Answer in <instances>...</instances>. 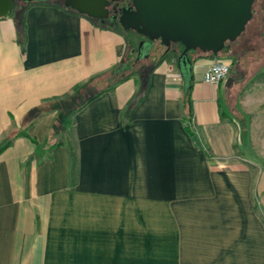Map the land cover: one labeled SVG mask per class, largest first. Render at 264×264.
Wrapping results in <instances>:
<instances>
[{
	"label": "crops",
	"instance_id": "0c3cea01",
	"mask_svg": "<svg viewBox=\"0 0 264 264\" xmlns=\"http://www.w3.org/2000/svg\"><path fill=\"white\" fill-rule=\"evenodd\" d=\"M21 9L0 19V140L127 55L99 18ZM192 57L191 120L171 54L67 120L52 150L57 113L0 155V264H264V82L208 85L219 59Z\"/></svg>",
	"mask_w": 264,
	"mask_h": 264
},
{
	"label": "water",
	"instance_id": "95a60500",
	"mask_svg": "<svg viewBox=\"0 0 264 264\" xmlns=\"http://www.w3.org/2000/svg\"><path fill=\"white\" fill-rule=\"evenodd\" d=\"M42 1L50 0H26ZM130 1L133 7L127 9L120 19L123 29L152 42L160 40L168 52L174 45H180L183 51L178 65L185 80L193 65L188 53L218 54L228 42L237 40L252 19L255 0ZM66 6L80 14L101 19L107 14L108 0H66ZM13 8L14 0H0V19L9 17Z\"/></svg>",
	"mask_w": 264,
	"mask_h": 264
},
{
	"label": "trees",
	"instance_id": "16d2710c",
	"mask_svg": "<svg viewBox=\"0 0 264 264\" xmlns=\"http://www.w3.org/2000/svg\"><path fill=\"white\" fill-rule=\"evenodd\" d=\"M30 3L32 2H27L25 3V6H23L20 5L21 3L16 4L14 1V8L10 16H16V9L18 5L21 9L22 7H27L30 5ZM135 34L139 38L143 39L141 42H144V45L141 46V44H139L137 49H133L129 54L127 53L125 59H123V61L118 66L109 72L108 75H110V77L107 80L110 82L109 86L99 89L97 86L101 81L96 83V81L93 79L82 85L76 86L73 89V92L64 98L44 100L40 105L29 112L20 127L14 126L10 132L0 140V155L9 149L14 144L15 140L20 137H27V129L39 118L47 114L57 113V122L55 123V126L53 127V130L47 139V146L52 150L55 145V140L58 136L57 133L63 129L65 122L77 114L91 101L98 98L103 93L113 90L119 84L132 77L138 76L144 81L147 78L149 71L153 70L156 65L163 62L171 54H177V60L179 61V57L182 55L183 51V48H181L180 45L179 48L171 49V51L168 52L167 48L161 44L160 40L152 42L144 36H141L137 33ZM146 43H149L148 49L146 47ZM257 46H259L260 49H263L261 54H264V0L254 1L252 7V19L248 23L245 31L234 42H228L221 52L218 54H212L191 51L188 53V56L192 64L195 61V59L192 57L195 53L199 54L200 57L207 56L217 58L219 60L225 59L226 61L230 62L231 71L229 75H232L234 77L233 79H236L238 82L245 81L246 83L251 78L247 77L245 70H243L241 67V62L243 58L246 57L248 52H256ZM137 66L139 67V72L136 70ZM147 66L151 67L149 68L148 73H144V68ZM141 70L144 71L140 72ZM263 74L264 73L262 71L256 75L254 74L249 84L255 82V79H258L260 75ZM185 90L187 91L185 99L183 100L182 112L184 121H187L191 120L193 117V104L190 97L191 86ZM188 130L191 132L189 128ZM249 137L250 134H241V138L244 141H248ZM67 146L71 155L73 169H75L77 164L75 148L72 144H68Z\"/></svg>",
	"mask_w": 264,
	"mask_h": 264
},
{
	"label": "rangeland",
	"instance_id": "374dc122",
	"mask_svg": "<svg viewBox=\"0 0 264 264\" xmlns=\"http://www.w3.org/2000/svg\"><path fill=\"white\" fill-rule=\"evenodd\" d=\"M14 1L16 4L21 3L20 5H23V6H25V3H27L26 0H14ZM50 1H45V2H50ZM57 2H59V1H57ZM19 9L20 8L18 5V7L16 9V16H19V14L22 13L24 10V9H20V10ZM105 26H109V25L106 24ZM111 27H113V26H111ZM116 29H118L121 32L122 31L125 32L121 27H119V28L116 27ZM125 35H126V38L128 41L127 53L129 54L133 49L138 48L139 44L142 43L141 41L143 39L139 38L136 34L129 33V32H127V34H125ZM146 47H147V49L149 48V43H146ZM175 48H178L177 45L175 46ZM256 50H257L256 52H254V51L248 52L246 57H244L242 62H241L242 63L241 67L243 70H245L248 78L253 76L254 74L256 75L257 73H259L261 71L264 73V54H261V51L263 49L262 48L260 49L259 46H257ZM221 60L230 64V62L226 61L225 59H221ZM150 67L151 66H147L146 68H144L145 71L141 70L140 72L144 71V73H148ZM136 70H138V72H139L138 66L136 67ZM184 71L186 72V70H184ZM188 71H190V73H186L187 75L185 76L186 77L185 87L188 85L190 86L192 84L193 78H194L193 66H191L190 70H188ZM109 77H110V75H108L106 78L102 79L97 87L99 89H102L104 87L109 86L110 82L107 81ZM255 82H264V74L260 75V77L258 79H255ZM249 157H251V156H249Z\"/></svg>",
	"mask_w": 264,
	"mask_h": 264
},
{
	"label": "flooded vegetation",
	"instance_id": "af4514ba",
	"mask_svg": "<svg viewBox=\"0 0 264 264\" xmlns=\"http://www.w3.org/2000/svg\"><path fill=\"white\" fill-rule=\"evenodd\" d=\"M57 3H61L66 5V0H53ZM256 1V0H255ZM133 7V4L130 0H108V6H107V14L104 18L99 19L104 24H108L109 26L113 27H122L120 19L124 15V13L127 11V9ZM124 30V29H123ZM129 33L135 34L133 31H126ZM176 45L172 47V49H177L175 48ZM179 48L180 46L177 45Z\"/></svg>",
	"mask_w": 264,
	"mask_h": 264
},
{
	"label": "built area",
	"instance_id": "2783aa9c",
	"mask_svg": "<svg viewBox=\"0 0 264 264\" xmlns=\"http://www.w3.org/2000/svg\"><path fill=\"white\" fill-rule=\"evenodd\" d=\"M230 71V64L222 60L215 61L206 70L204 82L208 85H218L228 78Z\"/></svg>",
	"mask_w": 264,
	"mask_h": 264
}]
</instances>
